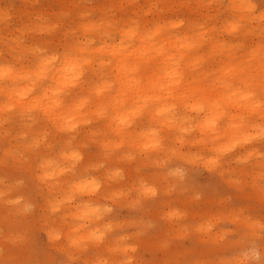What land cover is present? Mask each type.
I'll use <instances>...</instances> for the list:
<instances>
[{"label":"clouds","instance_id":"obj_1","mask_svg":"<svg viewBox=\"0 0 264 264\" xmlns=\"http://www.w3.org/2000/svg\"><path fill=\"white\" fill-rule=\"evenodd\" d=\"M0 264H264V0H0Z\"/></svg>","mask_w":264,"mask_h":264}]
</instances>
